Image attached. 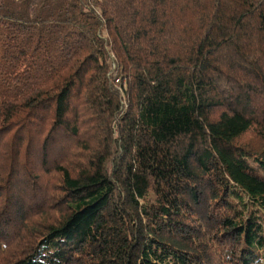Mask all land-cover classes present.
I'll return each mask as SVG.
<instances>
[{"label":"trees","instance_id":"trees-1","mask_svg":"<svg viewBox=\"0 0 264 264\" xmlns=\"http://www.w3.org/2000/svg\"><path fill=\"white\" fill-rule=\"evenodd\" d=\"M0 264H264V0H0Z\"/></svg>","mask_w":264,"mask_h":264}]
</instances>
